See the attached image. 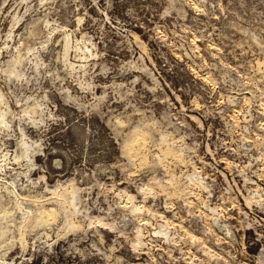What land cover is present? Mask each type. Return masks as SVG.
<instances>
[{
    "label": "rangeland",
    "instance_id": "374dc122",
    "mask_svg": "<svg viewBox=\"0 0 264 264\" xmlns=\"http://www.w3.org/2000/svg\"><path fill=\"white\" fill-rule=\"evenodd\" d=\"M0 212V264H264V0H0Z\"/></svg>",
    "mask_w": 264,
    "mask_h": 264
},
{
    "label": "bare ground",
    "instance_id": "6f19581e",
    "mask_svg": "<svg viewBox=\"0 0 264 264\" xmlns=\"http://www.w3.org/2000/svg\"><path fill=\"white\" fill-rule=\"evenodd\" d=\"M31 35L35 36L37 35L38 36V33L36 32H31ZM23 60V56L21 54V52L18 53V55L16 57H14L13 59H10L8 60L3 69H4V72L7 73V76L9 75H16L17 73V67L18 65L22 62ZM33 109H36V108H33ZM28 111V110H27ZM2 215V212H0V216ZM4 224V221H0V225ZM1 232L3 233V235H5V231L4 230H1ZM3 240V239H2ZM10 241L7 240L3 245H2V248L3 246L7 247L9 245Z\"/></svg>",
    "mask_w": 264,
    "mask_h": 264
}]
</instances>
